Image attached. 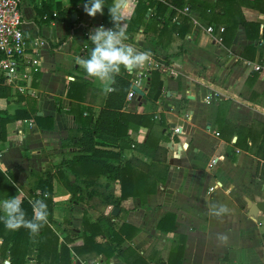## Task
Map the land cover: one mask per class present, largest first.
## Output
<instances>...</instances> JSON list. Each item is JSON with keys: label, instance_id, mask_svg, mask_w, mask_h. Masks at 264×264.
<instances>
[{"label": "crops", "instance_id": "0c3cea01", "mask_svg": "<svg viewBox=\"0 0 264 264\" xmlns=\"http://www.w3.org/2000/svg\"><path fill=\"white\" fill-rule=\"evenodd\" d=\"M45 1L53 5L52 15H43ZM84 4L78 3L79 10H75L70 0L21 2L27 41L23 67L29 76L16 84H7L0 76V85L8 88L4 90L6 94H0V111L18 117L7 123L6 138L0 139V169L16 179H11L9 186L15 187L23 200L31 201L34 198L29 193L39 176L53 175L51 227L59 235V250L67 236L78 237L70 247L84 244L79 236L85 216L91 220L107 217L114 223L116 235L101 234L97 237L100 242L113 247L117 246V239L125 238L120 246L123 255L114 253L107 257L91 252L76 256L72 251L74 264H86L101 256L109 264H140L136 253L145 257L148 264H169L172 250L182 244V237L186 241L180 264H264V178L258 173L260 161L251 151L235 144L241 135L227 126V120L246 127L255 121L264 122V76L253 66L264 64V0H190L185 12L192 28L184 37L169 32L184 14L180 11L171 21L169 14H164L163 20L167 19L169 26L160 37L157 27L147 33L141 26L135 42L126 41L141 51H150L151 59L163 62L176 75L158 71L164 83L163 93L159 100L151 101L147 99L148 75L142 74L148 63L127 71L133 86L142 76L138 87L145 94L136 93L132 98L127 95L123 111L154 114L157 122L161 116L165 118L169 126L163 129L165 139L160 144L168 147L169 169L167 173L159 172V179L165 175L166 180L164 184L159 182L155 193L144 201L130 197L121 202L120 208L107 205L98 197L89 199L86 190L83 202L72 201V193L59 170L60 164L77 149L83 127L92 126L97 120L107 97L99 82L89 78L76 62L77 57L88 55L86 46H92V29L101 25L111 28L103 18L104 12L92 17L84 11ZM136 4L137 0H128L125 29ZM59 8L67 10L63 21L59 20ZM75 12L78 17L73 22ZM209 24L214 27L211 33L206 30ZM38 39L43 44H36ZM36 59L37 67L32 62ZM148 71L153 70H147V74ZM73 82L86 85L74 93L75 99L68 96ZM211 92L218 98L207 103L205 96ZM81 97L84 99L79 100ZM35 115L42 117L37 119ZM174 127H179L181 133H175ZM128 130L135 142H144L150 132L148 127L134 123ZM122 142L119 138L107 148L118 152L120 143L122 160L137 156L148 165L155 164L151 157L142 156ZM248 144L251 145L250 137ZM62 169L65 177L74 182L75 176L64 166ZM121 193L117 182L115 198ZM219 204L227 205L228 213L215 215L212 206ZM116 208L119 212L113 214ZM168 213L174 214L176 229L162 233L158 223ZM123 224L124 234L119 235ZM129 225L138 230L132 239L127 237L133 231ZM218 234L227 239H219ZM32 241L33 237L28 236L26 249L33 248ZM2 245L0 237V264H11V257L3 255ZM50 259L44 257L47 263ZM26 264H42L36 248L27 255Z\"/></svg>", "mask_w": 264, "mask_h": 264}, {"label": "trees", "instance_id": "16d2710c", "mask_svg": "<svg viewBox=\"0 0 264 264\" xmlns=\"http://www.w3.org/2000/svg\"><path fill=\"white\" fill-rule=\"evenodd\" d=\"M75 10H79L78 3H85L86 0H70ZM190 0H168V2H162L159 0H137L136 8L132 18L130 19L126 34L128 36V42H135V34L139 31L141 26H145L144 31L150 32L153 26L159 29L160 35L168 29L169 21L173 20L180 11L183 12L181 19L174 22L169 28V32L178 33L181 36H185L191 31L192 23L189 14L185 12V8H188L187 4ZM112 3V0H107V4ZM192 5V3H191ZM49 6V7H48ZM104 8L103 18L108 22L109 27H113V23L110 19V15ZM72 9V8H71ZM53 5H48L46 1L42 6L43 15L53 14ZM150 12V13H148ZM67 10L58 9L59 20L63 21ZM169 14V21L163 17L164 14ZM148 17L147 22L145 19ZM162 25V28H159ZM249 26L248 23H246ZM229 30V28H227ZM226 29L222 33L223 38L226 36ZM227 46H230V42L227 41ZM91 46L88 48V54ZM124 73H120L116 77V83L112 85L113 91L107 94L105 103L102 107L100 115L97 120L89 127H83L81 136L77 140V149L70 155L71 158H67L62 164H60L59 170H61V178L67 185L72 193V201L76 203L83 202V191L86 190L89 199L98 197L103 203L111 205L113 207H121V202L130 197H140L143 201L146 200V196L155 193L158 190L159 182L163 184L166 180V176L161 178L159 172H166L169 169L167 164L168 147L162 146L160 143L165 139V133L163 129L169 125L166 123L165 118L161 116V120L157 122L154 114H140V113H128L123 111L125 107L126 98L128 92L133 86L131 75L124 70ZM148 71V91L147 99L151 101H157L160 99L163 93V80L161 79L158 70H153L150 74ZM2 83V78H0ZM79 88H86V85L79 82H73L68 92V96L75 99L74 95ZM8 89L0 85V94L4 95V90ZM81 97L79 100H83ZM220 115V114H219ZM36 116V115H35ZM42 116H36L40 119ZM18 117L10 116L5 112L0 111V139L6 138V125L9 121ZM219 120V119H218ZM131 123L137 125V127H148L150 132L144 142H135L129 137V127ZM221 123V120H219ZM227 126L236 129L241 138L236 141V145L251 151L260 162L264 161V122L255 121L252 126H240L227 120ZM251 138V145L248 144V138ZM124 141V145L134 147L142 156H149L153 159V165L145 163L144 159L134 156L129 160H122L121 147L118 143L120 150L117 152L111 148L112 141L116 142L118 139ZM109 140V141H108ZM227 140L231 141V138ZM123 146V145H122ZM258 166V173L261 178H264V163ZM69 170L74 176L75 181H71L66 178L62 167ZM163 168V169H161ZM161 169V170H160ZM165 169V170H164ZM158 178V179H156ZM16 182L15 177L10 172H4L0 169V200L15 196L17 190L10 185V180ZM121 185V196L115 198V185L116 183ZM40 190V194H36V191ZM30 194V198L44 199L48 207V222L45 224L38 234H32L26 228H19L17 230H9L5 227L4 223L0 221V237L3 238L2 252L6 257H11V264H26V257L30 254L33 248L37 249V259L40 263L44 264H74L73 252L76 256H82L83 253L95 252L97 255L105 254L109 257L116 253L117 255H123L120 248L124 237L117 239V246L111 247L109 243L100 242L97 237L101 234L107 235L108 232L112 235H116L114 231V223L107 217H100L97 220H91L86 216L83 219V230L79 239L84 240V244L81 246H71L78 237L67 236L65 241L61 244L59 250L58 245L59 235L53 230L51 224L54 222V186L53 175L48 174L46 177L39 176L36 187ZM30 200H23V208L27 212L29 219L32 218L33 209ZM2 215V213H0ZM169 224V225H168ZM121 229L117 234H124ZM132 229L131 234H127V237H132L137 233V228L130 226ZM158 228L162 233H168L176 229L175 216L172 213L166 214L158 223ZM28 236L33 237L31 242L32 249H26L25 240ZM181 245H178L172 250L169 258V264L180 261L183 256L185 237L181 238ZM114 239L111 240V242ZM140 258V264H148L145 261V257L136 253ZM50 256L49 263L44 261V257ZM177 256V260H175ZM82 258V257H81ZM90 258V257H88ZM137 260V259H136ZM133 264V263H130Z\"/></svg>", "mask_w": 264, "mask_h": 264}, {"label": "clouds", "instance_id": "9594fccd", "mask_svg": "<svg viewBox=\"0 0 264 264\" xmlns=\"http://www.w3.org/2000/svg\"><path fill=\"white\" fill-rule=\"evenodd\" d=\"M105 5L109 8L112 28L101 25L89 32L91 49L84 57H77V64L85 71L89 78L101 85V91L108 94L113 91L112 85L116 83V77L121 70L133 71L143 68L150 60V51H141L132 44L127 43L128 36L125 29L126 9L128 0H112L108 5L107 0H86L84 11L95 17L103 14ZM19 192V191H18ZM33 209L32 218L29 219L23 208V199L17 194L0 200V221L9 230L26 228L32 234H38L41 228L48 222V207L44 199L29 201ZM213 213L217 216L228 213L227 205L212 206ZM218 238L226 240L227 236L218 234Z\"/></svg>", "mask_w": 264, "mask_h": 264}, {"label": "built area", "instance_id": "2783aa9c", "mask_svg": "<svg viewBox=\"0 0 264 264\" xmlns=\"http://www.w3.org/2000/svg\"><path fill=\"white\" fill-rule=\"evenodd\" d=\"M168 2V0H159ZM22 0H0V76L4 78L7 84H16L17 80H26L29 76L27 68L23 67L27 50V41L23 31V15L21 11ZM108 28V27H105ZM208 32H213L214 27L209 24L206 26ZM36 44H43L40 39L35 41ZM87 49L89 46H86ZM34 66L39 65V60H33ZM248 64H252L248 62ZM255 70L264 76V64L257 63L253 65ZM147 70H158L161 74L176 75L174 70L167 68L163 62L151 59L148 62ZM146 69L142 73L147 75ZM142 76H138L140 79ZM135 80V85L139 86V80ZM24 87H21V89ZM25 89V88H24ZM136 92L131 88L128 97L132 98ZM217 95L213 92L207 93L205 101L211 103L217 100ZM174 132L181 133L179 127H174ZM218 186V185H216ZM212 187L211 189H213ZM9 263V260H7ZM86 264H109L106 259L101 256L98 259H90Z\"/></svg>", "mask_w": 264, "mask_h": 264}, {"label": "water", "instance_id": "95a60500", "mask_svg": "<svg viewBox=\"0 0 264 264\" xmlns=\"http://www.w3.org/2000/svg\"><path fill=\"white\" fill-rule=\"evenodd\" d=\"M77 17H78V13L75 12V13L72 14L71 20L74 22V21L76 20ZM132 89H133L137 94H139V95H141V96H143V95L145 94V92H144L142 89H140L137 85H134ZM115 211H118V212H119V209L116 208V209L114 210L113 214H116Z\"/></svg>", "mask_w": 264, "mask_h": 264}]
</instances>
